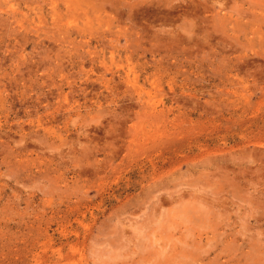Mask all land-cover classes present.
<instances>
[{
	"label": "rangeland",
	"instance_id": "1",
	"mask_svg": "<svg viewBox=\"0 0 264 264\" xmlns=\"http://www.w3.org/2000/svg\"><path fill=\"white\" fill-rule=\"evenodd\" d=\"M0 264H264V0H0Z\"/></svg>",
	"mask_w": 264,
	"mask_h": 264
},
{
	"label": "bare ground",
	"instance_id": "2",
	"mask_svg": "<svg viewBox=\"0 0 264 264\" xmlns=\"http://www.w3.org/2000/svg\"><path fill=\"white\" fill-rule=\"evenodd\" d=\"M205 195V194H204ZM208 200V199H207Z\"/></svg>",
	"mask_w": 264,
	"mask_h": 264
}]
</instances>
